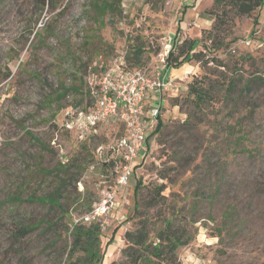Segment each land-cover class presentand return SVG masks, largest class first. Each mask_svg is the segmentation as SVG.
I'll list each match as a JSON object with an SVG mask.
<instances>
[{
  "label": "rangeland",
  "instance_id": "1",
  "mask_svg": "<svg viewBox=\"0 0 264 264\" xmlns=\"http://www.w3.org/2000/svg\"><path fill=\"white\" fill-rule=\"evenodd\" d=\"M116 1L108 9L107 0H55V10L0 2V264L119 262L136 205L143 210L158 186L166 201L151 216L181 207L196 221L177 252L182 264H264V6L258 23L257 12L231 14L224 47L207 50L215 0ZM185 39L198 41L203 59L162 66L158 54ZM123 62L176 86L146 104L159 107L164 126L120 192L128 203L86 223L114 185L109 149L125 129L109 122L81 141L64 128L65 112L89 111L91 85ZM195 76L213 97L199 105L189 94ZM94 225L101 263L90 260L85 236L75 245L77 227ZM23 227L29 233L18 236Z\"/></svg>",
  "mask_w": 264,
  "mask_h": 264
},
{
  "label": "trees",
  "instance_id": "2",
  "mask_svg": "<svg viewBox=\"0 0 264 264\" xmlns=\"http://www.w3.org/2000/svg\"><path fill=\"white\" fill-rule=\"evenodd\" d=\"M107 1L109 4L108 9H111L112 1L114 0ZM121 1L122 0H117L116 2L119 3ZM102 2L103 0H101V3ZM40 6L42 9H45L46 7L51 8V10L56 9L55 0H40ZM263 6L264 0H215L214 8L206 12L214 23L208 34L211 46L210 44H205V49H221L224 47L230 36V31L225 29V27L228 25V18L231 14H233L234 17L240 18L244 16H252L257 12L258 16L255 18V23H258L260 11ZM179 31L180 28L178 29V32ZM197 44V40L185 39L178 48H171L168 51L167 66L169 68H174L193 59L198 61L203 59V54H201V52H195ZM139 53L140 51L137 50L135 52V57L133 56L137 61L140 59V56L138 55ZM126 59L131 61L133 58L128 56ZM208 60L205 62L206 65L215 61ZM259 79L264 83L263 78ZM199 80L201 79H199L198 76H195L194 81L189 86V94L193 96V102H195L196 105L205 102L207 99H213V97L210 96V87H206L203 84V79L201 81ZM233 88L234 85L229 83L226 90L228 91ZM247 89L249 90V88ZM66 93L67 92L64 90V94ZM163 126L162 120L160 116H158L156 128L147 136V141L152 135L159 133ZM110 166L113 167L114 162H111ZM138 167L139 166L135 168V172ZM142 186L143 184L138 182L135 188L136 196H138ZM154 191V196L151 199L143 201V210H139V205H136L134 219L139 218L136 222L137 226L134 230L125 232L124 239L127 246L122 250V259L121 261L113 262L112 264H182L179 261L177 252L179 248L190 244L194 234L190 232L189 227L193 226L196 221L194 218L183 217V209L181 207H171L167 213L159 211L156 217L151 216V211L164 205L166 201V197L163 194V186L156 187ZM79 230H81L80 226L77 227V232H75L78 236L75 240V245L80 244L81 239L85 236L87 243L85 250L88 251L90 260L92 259L95 262L101 263L102 257L97 254L98 252L96 250L99 244V237L95 233L98 231L97 226H92V228L86 233H82ZM29 231V228H20L18 236L24 237ZM117 232L118 230L114 231V236L111 240L114 239Z\"/></svg>",
  "mask_w": 264,
  "mask_h": 264
},
{
  "label": "built area",
  "instance_id": "3",
  "mask_svg": "<svg viewBox=\"0 0 264 264\" xmlns=\"http://www.w3.org/2000/svg\"><path fill=\"white\" fill-rule=\"evenodd\" d=\"M168 51L158 54L164 67L167 66ZM123 65L124 62L117 65L91 85L94 106L89 111L72 107L65 112L64 128L81 141L95 136L99 128L109 122L122 123L125 129L124 135L109 149L113 156L111 162H114V185L83 217L86 223L103 222L113 211L128 203L119 202L120 192L130 184L138 162L145 160L147 136L155 130L158 121L159 107L154 105L150 111H145L146 104L152 94L161 101L164 94L176 86L175 80L166 81L161 74L151 78L141 70L126 71ZM141 152H145V156Z\"/></svg>",
  "mask_w": 264,
  "mask_h": 264
}]
</instances>
